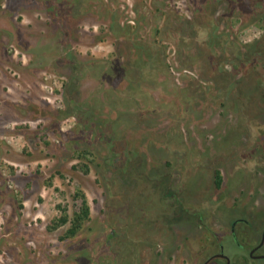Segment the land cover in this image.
<instances>
[{
  "label": "rangeland",
  "instance_id": "obj_1",
  "mask_svg": "<svg viewBox=\"0 0 264 264\" xmlns=\"http://www.w3.org/2000/svg\"><path fill=\"white\" fill-rule=\"evenodd\" d=\"M263 227L264 0H0V264H257Z\"/></svg>",
  "mask_w": 264,
  "mask_h": 264
},
{
  "label": "flooded vegetation",
  "instance_id": "obj_2",
  "mask_svg": "<svg viewBox=\"0 0 264 264\" xmlns=\"http://www.w3.org/2000/svg\"><path fill=\"white\" fill-rule=\"evenodd\" d=\"M236 224H243L244 226H247L248 223H247V221H245L243 219H237V220L233 221V223L231 224V227H230V231H231L233 240L235 241V243L239 247H242V244H240L236 240V235H235V230H234ZM263 230H264V227L262 229V232H263ZM262 232H261V235H262ZM261 235H260V239L258 240V242L253 247H251L250 250L248 251V256L251 259L255 260L257 262V264H264V240H263L262 244L260 246H258V244L260 243V240H261ZM215 254H219V256H213ZM227 259H228V262H227ZM213 261L215 262V264H238L237 262L233 261L232 257L229 258L226 255V251L221 246V244L219 245V250L216 253L210 255L208 258H206L202 264H211Z\"/></svg>",
  "mask_w": 264,
  "mask_h": 264
},
{
  "label": "water",
  "instance_id": "obj_3",
  "mask_svg": "<svg viewBox=\"0 0 264 264\" xmlns=\"http://www.w3.org/2000/svg\"><path fill=\"white\" fill-rule=\"evenodd\" d=\"M263 240H264V230H263V232H262L261 240H260V243L258 244V246H260V245L262 244ZM213 256H219V254H215V255H213ZM213 256H212V257H213ZM227 262H228V259H227Z\"/></svg>",
  "mask_w": 264,
  "mask_h": 264
},
{
  "label": "trees",
  "instance_id": "obj_4",
  "mask_svg": "<svg viewBox=\"0 0 264 264\" xmlns=\"http://www.w3.org/2000/svg\"><path fill=\"white\" fill-rule=\"evenodd\" d=\"M216 182H217V186H219L221 183V179L219 178Z\"/></svg>",
  "mask_w": 264,
  "mask_h": 264
}]
</instances>
